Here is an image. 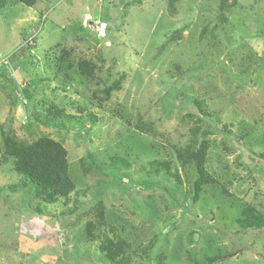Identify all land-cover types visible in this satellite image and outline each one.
<instances>
[{"label":"rangeland","instance_id":"rangeland-1","mask_svg":"<svg viewBox=\"0 0 264 264\" xmlns=\"http://www.w3.org/2000/svg\"><path fill=\"white\" fill-rule=\"evenodd\" d=\"M2 1L0 264H264V0ZM43 137L74 185L51 202L5 155Z\"/></svg>","mask_w":264,"mask_h":264},{"label":"trees","instance_id":"trees-1","mask_svg":"<svg viewBox=\"0 0 264 264\" xmlns=\"http://www.w3.org/2000/svg\"><path fill=\"white\" fill-rule=\"evenodd\" d=\"M14 1L29 8L33 7L38 2V0ZM173 1L175 0H168L170 3ZM4 4L5 2L0 0V8H3ZM222 5V7H224V3H222ZM220 19H223V17ZM79 68L82 75L93 76L94 66L90 63L81 62ZM110 90L111 88H108L102 92L105 97H108ZM52 114L55 115L54 112ZM4 143L6 148L5 155L14 159V170L23 176L25 183L34 187L37 195L45 197L46 201L51 202L56 197H65L74 190V185L70 181L68 175V165L65 159L66 152L61 144L45 137L40 138L29 145L17 143L11 138H5ZM204 151V144H201L196 151H192V149L188 147L185 148V150L177 151V159L183 165L189 164L195 166L198 173V179L192 187L193 200H197L202 187L209 182L208 178H205L207 174L202 166ZM1 152L2 151L0 150V158L1 154H3ZM119 161L122 163L124 162L122 160ZM156 165L159 164L157 163ZM162 167L166 170L169 169L166 163H164ZM96 210V216L101 217L102 206L100 204H98ZM242 214L246 217L244 221H241V224L245 227H264V218L259 216L252 208L247 207ZM91 228H93V225L88 223L87 231L90 234V237L93 238ZM124 246L125 243L121 240L115 243L107 241L100 248L107 259L115 262L117 259L116 257L122 254ZM224 258V255H218L213 259L207 260L209 263H213Z\"/></svg>","mask_w":264,"mask_h":264}]
</instances>
